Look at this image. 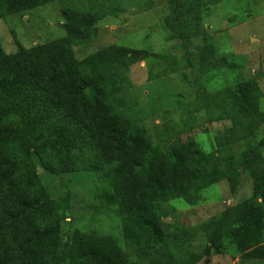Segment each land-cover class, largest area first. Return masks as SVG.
Here are the masks:
<instances>
[{"label":"trees","instance_id":"trees-1","mask_svg":"<svg viewBox=\"0 0 264 264\" xmlns=\"http://www.w3.org/2000/svg\"><path fill=\"white\" fill-rule=\"evenodd\" d=\"M54 1L0 0V18ZM141 1L71 0L62 5L64 36L28 48L18 42L14 52L0 39V264H195L229 245L244 259L264 261L258 73L215 94L197 79L205 67L214 68L216 57L204 11L222 0H166L162 21L165 41L186 47L185 66L195 73L196 98L209 121L230 123L212 152L194 139L158 148L137 122L127 101L131 68L159 56L155 51L112 44L76 56V48L96 39L100 21ZM195 38L203 43H192ZM39 169L52 176L94 173L98 209L120 219L129 253L111 235L79 229L61 252L70 200L52 197ZM245 170L251 196L198 227L168 222L171 201L195 205L204 189L222 180L236 194Z\"/></svg>","mask_w":264,"mask_h":264},{"label":"rangeland","instance_id":"rangeland-1","mask_svg":"<svg viewBox=\"0 0 264 264\" xmlns=\"http://www.w3.org/2000/svg\"><path fill=\"white\" fill-rule=\"evenodd\" d=\"M70 1L56 0L0 18L4 49L14 52L19 49L18 42L28 48L64 36L62 5ZM129 4V8L121 5L123 11L119 16H107L100 21L96 39L75 49L77 58L82 59L112 44L155 51L159 56L131 68L132 86L127 90V101L137 122L148 129L157 147L163 150L172 143L194 139L205 152L214 151L216 137L230 123L209 121L206 110L197 101L195 80L199 78L207 92L215 94L258 73L264 94V0H222L204 11V22L212 36L210 43L215 44L216 57L211 61L214 68L205 67L197 79L193 70L185 66V45L165 41L162 21L169 11L167 1L142 0L137 4L139 8ZM192 43L203 42L195 38ZM261 104L264 108V96ZM262 133L264 135V128ZM239 143L240 138L234 144L237 150ZM39 172L52 197L68 196L70 200V209L62 224L61 252L68 251L71 237L79 229L85 233L111 235L129 253L120 219L98 209L95 197L98 177L94 173L52 176L42 169ZM238 191L232 194L227 180H222L204 189L195 205L183 199L173 200L167 209L168 222L198 227L226 207L242 202L253 192L247 170L243 172ZM195 264H264V261L244 259L229 245L224 253L204 257Z\"/></svg>","mask_w":264,"mask_h":264},{"label":"crops","instance_id":"crops-1","mask_svg":"<svg viewBox=\"0 0 264 264\" xmlns=\"http://www.w3.org/2000/svg\"><path fill=\"white\" fill-rule=\"evenodd\" d=\"M239 192V191H238Z\"/></svg>","mask_w":264,"mask_h":264}]
</instances>
